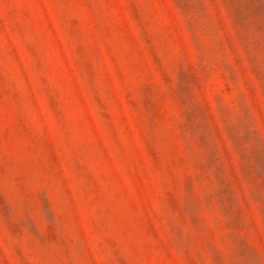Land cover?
Masks as SVG:
<instances>
[{
    "label": "rangeland",
    "instance_id": "1",
    "mask_svg": "<svg viewBox=\"0 0 264 264\" xmlns=\"http://www.w3.org/2000/svg\"><path fill=\"white\" fill-rule=\"evenodd\" d=\"M0 264H264V0H0Z\"/></svg>",
    "mask_w": 264,
    "mask_h": 264
}]
</instances>
